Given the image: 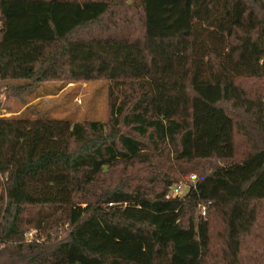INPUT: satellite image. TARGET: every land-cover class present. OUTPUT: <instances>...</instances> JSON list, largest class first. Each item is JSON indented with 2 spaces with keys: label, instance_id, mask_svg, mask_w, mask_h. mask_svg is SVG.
I'll list each match as a JSON object with an SVG mask.
<instances>
[{
  "label": "trees",
  "instance_id": "1",
  "mask_svg": "<svg viewBox=\"0 0 264 264\" xmlns=\"http://www.w3.org/2000/svg\"><path fill=\"white\" fill-rule=\"evenodd\" d=\"M54 82L108 117L0 115V264H264V0H0L1 87Z\"/></svg>",
  "mask_w": 264,
  "mask_h": 264
},
{
  "label": "rangeland",
  "instance_id": "2",
  "mask_svg": "<svg viewBox=\"0 0 264 264\" xmlns=\"http://www.w3.org/2000/svg\"><path fill=\"white\" fill-rule=\"evenodd\" d=\"M28 45L14 43L4 48L10 55L7 73L10 79L21 74L20 64L27 58ZM18 81L6 84L17 85ZM3 84V83H2ZM0 84V115L9 117L24 112L49 114L53 118H66L72 122L99 121L105 122L108 117L107 83L88 82L61 85L46 83L33 86V91L15 96L11 88H3ZM6 91V92H5ZM126 132V128L120 127ZM129 131V130H127ZM139 141L144 139L134 136ZM156 163V162H155ZM148 164H134L132 166H118L106 177V184L129 191L136 185H145L149 179ZM185 177L181 178L185 184ZM180 185V184H178ZM177 186V185H176ZM173 187V186H172ZM171 187V188H172ZM183 191L186 190L184 186ZM32 234V233H31Z\"/></svg>",
  "mask_w": 264,
  "mask_h": 264
},
{
  "label": "built area",
  "instance_id": "3",
  "mask_svg": "<svg viewBox=\"0 0 264 264\" xmlns=\"http://www.w3.org/2000/svg\"><path fill=\"white\" fill-rule=\"evenodd\" d=\"M191 179H193V176L190 177ZM186 187V185L184 184H180V185H177V186H173L171 189H170V192H169V196L170 197H181L185 191L188 189L186 188L185 191H183V187ZM206 206L205 204H199L197 209H198V213L201 217H204L205 214H206ZM27 237H30V234L27 236Z\"/></svg>",
  "mask_w": 264,
  "mask_h": 264
}]
</instances>
